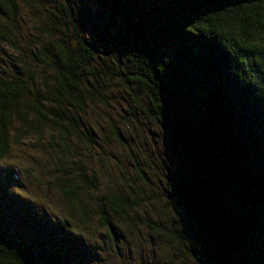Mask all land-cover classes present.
Segmentation results:
<instances>
[{
  "label": "trees",
  "instance_id": "trees-1",
  "mask_svg": "<svg viewBox=\"0 0 264 264\" xmlns=\"http://www.w3.org/2000/svg\"><path fill=\"white\" fill-rule=\"evenodd\" d=\"M117 87L167 159L136 158L108 116ZM10 161L53 217L15 191ZM142 225L164 264H264V0H0V264H95L85 233L116 254L123 238L141 248ZM121 255L108 263L144 262Z\"/></svg>",
  "mask_w": 264,
  "mask_h": 264
},
{
  "label": "rangeland",
  "instance_id": "rangeland-1",
  "mask_svg": "<svg viewBox=\"0 0 264 264\" xmlns=\"http://www.w3.org/2000/svg\"><path fill=\"white\" fill-rule=\"evenodd\" d=\"M120 89L121 88H119V87H117L116 89L113 88V91H112L113 96L111 98L114 101L110 100V102H109L113 111H112V114L108 115V116L109 117L111 116V119L113 120V122L120 127V131L123 134V136L125 137V139H129V145L133 149L136 158L139 160V155H142V154L148 155L150 153L154 154V156H156L152 150L155 149L157 146L160 153L165 157V159H167L168 152L165 151V148L162 145L163 143H162V139H161L162 138L161 130H160V134H159V131L157 132L158 125L151 123L149 117H144L143 112L136 109L137 107H136L135 103L130 99L131 95L129 96V94L126 93L127 91H129V93H130L129 89L125 88L124 99L122 98V95H119V91H121L120 92L121 94L123 93L122 89L121 90ZM99 107L101 108V112L104 115L110 113V111H111V110L110 111L107 110L108 107H110V106H106V105L101 106L100 105ZM102 118L95 116V115H90L89 120L91 119L90 121H93L98 126V128H97L98 132H100V133L103 132L102 134H104V135L109 134L108 139H106V138L104 140L102 139V141H103L102 145L108 151H111L109 154L116 153L117 156L119 157V159H123V155H125L124 162H123V164H124L125 159L127 157V151H128L127 149L128 148L125 147V153H124V145H123L124 141L118 142L117 137L113 136V134L110 132V129L108 128L109 126H108L107 122L105 120H102ZM98 123H100V125H98ZM124 123L128 124V126H125ZM12 155L15 158L17 157L14 149L12 151ZM109 159H110V155H109ZM110 161H111V159H110ZM7 163H11V164L13 163V166H14V164H17L16 162L14 163L11 161L7 162ZM24 163L25 162H23L22 165H24ZM111 163H112V161H111ZM120 164L121 163H118L115 160H113V163H112L113 170L110 172V174H112L114 172V169H116V166H118ZM12 170L16 174L14 183H21L20 187L14 188V189H16L15 191H17L18 193L21 192L22 194H24L26 196V198L31 202V204L38 207V209H40V210L43 209L42 211L45 210L47 213L51 214L50 215L51 217H53V215H54L53 207L51 205H49L43 198H41V196L37 192L39 190L38 181H31V182L27 183L26 182V181H28L27 178L19 170H17V168H15V166H14V168H12ZM39 173L40 172H37L36 175ZM31 174H34V173H31ZM24 185L26 187L23 188ZM46 188H48V187H46ZM48 193L50 194L52 199L56 198V196H57V193L52 188H50L48 190ZM26 198L23 197V199H25V200H26ZM157 204H160V203H157ZM162 204H164L163 200H162ZM168 204H170V203L168 202ZM167 209L172 211V213L174 214V216L176 218V222H181L186 229V227H187L186 221H185L186 216H185L184 210L175 203L170 204L169 208H167ZM136 212L140 216H142L143 219L145 217H148L151 215L154 216V214L151 211L150 205H148L146 207L143 206L140 211H136ZM158 216H159V220H162L161 215H158ZM155 218L157 219V216H155ZM185 229L182 228L180 230L181 233H184ZM139 233H140V237H139L140 239L139 240L141 242L140 245H142L140 249L137 246V244H135V246H132L131 245L132 243L129 244L128 240H125L123 238V240L118 242V244H117L118 247L115 248L116 254H114V252L111 249L112 247L108 244L107 240H105L104 236H102L100 233H99V236L95 235V234L85 233V235L87 236V240L89 241L90 244L93 245L92 247L100 250V253H99L100 257L94 258V259H89V261L91 263L94 262L95 264H109V263H111V261H114V260L120 259L121 257H124L121 255V252L124 253L125 260L130 261L129 258H126L127 255L129 254V247H130V249L133 250V253L135 255L138 254V251H141V253H143V257H144L143 264H164L165 261L159 255V253L157 254L155 252V254H154V249H153L154 246H159V248H161L160 245L156 244L157 236L155 235V233L150 231V229H148L145 225H142L139 227ZM159 244H160V242H159ZM118 252H120V253H118ZM178 253H179V255H182V252L179 250H178ZM182 257H181V259H182ZM169 260L170 259L168 256V258H167L168 263L167 264H171V263H169L170 262ZM184 260H185V264H199L196 261V259H194L193 257H191L190 260H188L186 257H184ZM172 262H173V260H172ZM132 264H134V263H132Z\"/></svg>",
  "mask_w": 264,
  "mask_h": 264
}]
</instances>
